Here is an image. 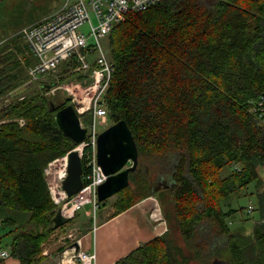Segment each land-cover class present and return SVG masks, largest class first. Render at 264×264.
Returning <instances> with one entry per match:
<instances>
[{
	"label": "trees",
	"instance_id": "trees-1",
	"mask_svg": "<svg viewBox=\"0 0 264 264\" xmlns=\"http://www.w3.org/2000/svg\"><path fill=\"white\" fill-rule=\"evenodd\" d=\"M17 38L0 47V99L18 90L0 109V229L11 257L36 264L55 230L44 169L76 144L54 120L69 97L48 96L42 82L21 91L33 60ZM106 41L108 117L126 122L138 150L110 217L151 195L149 158L156 175L171 173L163 190L183 241L167 229L114 264H264V122L250 111L264 89V0H161L123 16ZM243 195L254 196L252 215L225 202Z\"/></svg>",
	"mask_w": 264,
	"mask_h": 264
},
{
	"label": "built area",
	"instance_id": "built-area-1",
	"mask_svg": "<svg viewBox=\"0 0 264 264\" xmlns=\"http://www.w3.org/2000/svg\"><path fill=\"white\" fill-rule=\"evenodd\" d=\"M159 1L161 0H66L55 14L19 32L33 60L26 69L28 84L49 81L44 77L56 73L60 66L69 62L72 57L76 62L73 72L81 76L80 79L72 81L78 93L67 89L60 90L57 82L55 86L46 88L48 96H55L59 92L67 95L72 105L78 98L80 99L81 105L75 110L81 126L86 129L83 141L73 148L78 151L80 159L83 158L87 170L85 174H82L83 187L69 198L63 191L64 197L59 201L60 204L62 203L60 205L62 211L70 209V213H74L88 203H92L96 208L97 187L106 178L96 161L97 135L100 132L98 129L105 127L109 118L105 94L113 71L103 42L123 16L130 12L145 11ZM82 26H85L84 29H81ZM17 91L10 92L2 98L0 109L11 102ZM21 98L23 96L19 97ZM250 104V111L264 122V89L256 98L250 100ZM83 115L89 116L87 124H84L81 119ZM5 121L0 120V124ZM67 154L68 152L55 159L66 158L64 176L60 180V186L66 175ZM55 160L49 163L44 173L49 179L51 164ZM50 187L49 185V190ZM246 211L251 213L253 205L248 204ZM9 256V252L0 248V259ZM79 257L82 264H91L94 259L93 254L83 251L80 252Z\"/></svg>",
	"mask_w": 264,
	"mask_h": 264
},
{
	"label": "rangeland",
	"instance_id": "rangeland-1",
	"mask_svg": "<svg viewBox=\"0 0 264 264\" xmlns=\"http://www.w3.org/2000/svg\"><path fill=\"white\" fill-rule=\"evenodd\" d=\"M203 3H210L212 0H201ZM66 2V0H0V47L2 44H5L4 42H9L11 38L17 37L19 35V32L26 27H29L31 25H34L36 23H39L41 21L46 20L53 14H55L57 11L60 10V8L63 6V4ZM85 26H82L81 29H84ZM17 45L22 46L24 43L22 40H18L17 38ZM107 41L105 40L103 42V46L106 49ZM108 52V51H107ZM106 52V53H107ZM25 57L28 56V54H24ZM20 64L24 65L23 56L19 55L18 57ZM76 67V62H67L60 66L59 70L56 71L51 76H46L44 78H48L50 80H54L57 82L58 86L61 88L60 90H69L74 93H78L77 87L72 83V81L78 80V78L75 77V72L73 70ZM40 83H34L32 86L28 88H21V91H25V93H29L32 90L35 89V87ZM59 94L62 97H65L66 95L62 92ZM0 102H2V98L0 99ZM81 119L83 120L84 124H87L89 122V116L83 115L81 116ZM112 124V121L110 118H108V122L105 127L99 128L98 130L101 132L108 126ZM145 158V157H144ZM61 158L58 160H55L51 164V170L49 172V177L45 176V180L47 183V186L50 187V192L55 201V211L58 206L62 205L60 204V200H56L52 188V173H54L56 165L58 166L60 161H62ZM66 159V158H65ZM52 162V161H51ZM49 162V163H51ZM58 162V163H57ZM48 163V165H49ZM62 164V163H60ZM46 166L45 170L49 167ZM145 166L149 168L152 173L150 175V180L152 183V186H156L158 183H156V164L153 165L151 159H145ZM57 171V170H56ZM159 177V176H158ZM165 177V185L170 184L171 179V173H169ZM49 179V180H48ZM48 180V181H47ZM168 181V182H167ZM49 182V183H48ZM251 188L249 189V191ZM58 195V193H57ZM59 196V195H58ZM117 200L116 194L102 202H98V205H100L98 208H94V205L92 203L85 204L80 210L77 211V214L70 213L66 214L68 216H73V218L61 225L60 227L53 230L47 237V240L42 244V250L40 254L38 255L41 259L36 264H82V260L79 257L80 252L83 250L79 246L78 250H74V248H70L73 242L79 241V245L81 244V238L83 235L87 233L88 230L91 228L94 229V227L101 222L104 219L109 218L114 212V203ZM159 200L164 203V205H167L164 215H162L167 222V229L168 233L167 235L170 236V238L174 239L179 244H183L182 238L180 237L177 225L176 218L173 215V202L170 196V193L167 189L161 190L159 192ZM254 196L252 195H243L239 198H234L233 200H227V204L237 208L238 206L241 207H247L248 204L253 205L254 207ZM59 202V203H58ZM62 207V206H61ZM89 215H85V214ZM21 214V215H20ZM253 212L248 213L247 215H252ZM27 216L24 213H19L18 218L20 217L23 222L27 220ZM30 226V225H29ZM7 230L0 229V248L6 250L9 252V246L11 241L10 234H6ZM93 232V231H92ZM166 232V231H165ZM164 232V233H165ZM5 233V234H4ZM86 252V251H83ZM91 254V253H90Z\"/></svg>",
	"mask_w": 264,
	"mask_h": 264
},
{
	"label": "water",
	"instance_id": "water-1",
	"mask_svg": "<svg viewBox=\"0 0 264 264\" xmlns=\"http://www.w3.org/2000/svg\"><path fill=\"white\" fill-rule=\"evenodd\" d=\"M55 81H44L41 86L49 89L55 86ZM67 96V95H66ZM81 105L78 98L74 105L68 104L54 112V120L59 130L76 145L85 138L86 129L81 126L76 108ZM51 110H55L50 103ZM96 161L105 175V180L98 185L96 197L102 202L114 196L121 189L129 185V173L134 171L138 163V150L133 135L124 120L112 123L97 135ZM83 168L79 153L72 149L67 154L66 175L61 187L67 198L74 196L83 187ZM166 187V186H165ZM73 215L64 214L62 208L57 207L50 219L49 226L56 229L69 222ZM70 248L79 249L77 241ZM212 264H230L227 260L214 259Z\"/></svg>",
	"mask_w": 264,
	"mask_h": 264
},
{
	"label": "crops",
	"instance_id": "crops-1",
	"mask_svg": "<svg viewBox=\"0 0 264 264\" xmlns=\"http://www.w3.org/2000/svg\"><path fill=\"white\" fill-rule=\"evenodd\" d=\"M156 180L158 184L152 186L151 195L125 211L102 220L82 236L81 249L94 255L91 264H114L167 230L166 219L162 216L167 205L159 200V192L168 185H165V177L159 176ZM0 264L20 262L9 256L1 259Z\"/></svg>",
	"mask_w": 264,
	"mask_h": 264
},
{
	"label": "bare ground",
	"instance_id": "bare-ground-1",
	"mask_svg": "<svg viewBox=\"0 0 264 264\" xmlns=\"http://www.w3.org/2000/svg\"><path fill=\"white\" fill-rule=\"evenodd\" d=\"M60 163H62V164H60ZM60 163L58 166L56 165L55 171H54V173H52V188H53V192H54V196H55L56 200H61L64 197L63 190L60 186V180L64 176V168L66 165V159L65 158L62 159V161H60ZM57 193L59 196L57 195ZM67 210L70 211V209H67ZM67 210H63L64 214H69V212H67Z\"/></svg>",
	"mask_w": 264,
	"mask_h": 264
}]
</instances>
